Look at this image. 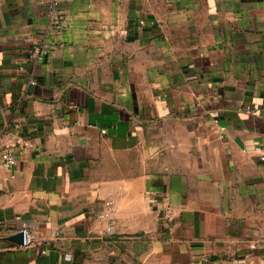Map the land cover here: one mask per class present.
<instances>
[{"label": "crops", "instance_id": "crops-1", "mask_svg": "<svg viewBox=\"0 0 264 264\" xmlns=\"http://www.w3.org/2000/svg\"><path fill=\"white\" fill-rule=\"evenodd\" d=\"M58 1L0 0V264H264V0Z\"/></svg>", "mask_w": 264, "mask_h": 264}, {"label": "built area", "instance_id": "built-area-1", "mask_svg": "<svg viewBox=\"0 0 264 264\" xmlns=\"http://www.w3.org/2000/svg\"><path fill=\"white\" fill-rule=\"evenodd\" d=\"M42 1L43 3H46V7L48 9L50 17L53 20L54 28L59 31H63L66 18H65V15L61 11L58 10L59 1L58 0H42ZM51 48L52 46L50 45L41 50L37 49L35 50L33 55H37V54L46 55L50 52ZM22 133H23V128H22V125H20L19 123H15L12 129H10L9 131H6V134L10 136L9 137L10 139L9 141L4 142L2 144L1 152H0V160L2 161L4 166L6 167L13 166L16 162L15 153L17 151H24L31 145L30 140L26 139ZM150 195L152 196V198H154L155 192L151 191ZM164 209L167 212L169 208L165 207ZM164 218H165V215L159 217L160 220H163ZM113 229H114L113 225L109 226V230H113ZM21 232L23 233L22 245L24 247L31 245L34 239V236L31 230L28 227H23ZM45 252L46 251H44V253Z\"/></svg>", "mask_w": 264, "mask_h": 264}, {"label": "water", "instance_id": "water-1", "mask_svg": "<svg viewBox=\"0 0 264 264\" xmlns=\"http://www.w3.org/2000/svg\"><path fill=\"white\" fill-rule=\"evenodd\" d=\"M15 240H17L19 243H23V233H19V235H16L14 237Z\"/></svg>", "mask_w": 264, "mask_h": 264}]
</instances>
